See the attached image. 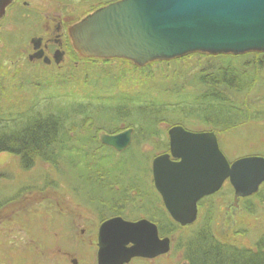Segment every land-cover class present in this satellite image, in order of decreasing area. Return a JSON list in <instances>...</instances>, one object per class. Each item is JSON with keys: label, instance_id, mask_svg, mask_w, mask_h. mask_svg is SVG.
Listing matches in <instances>:
<instances>
[{"label": "rangeland", "instance_id": "1", "mask_svg": "<svg viewBox=\"0 0 264 264\" xmlns=\"http://www.w3.org/2000/svg\"><path fill=\"white\" fill-rule=\"evenodd\" d=\"M118 1L121 0H13V3L5 8V13L0 16V107L11 106L10 109L13 110L18 106L20 111L27 113L24 106L28 102L24 98L36 103L34 110L39 112L57 113L64 109L65 112L71 113L70 111L78 105L92 104L105 105V107L112 105L104 100L105 94L110 95L107 91L109 88H99L93 92L86 86L80 88L76 81L59 82L71 76L64 73L71 71L72 66L75 70H80V66L83 67L81 61L74 64L69 57L58 70L55 66H47L34 62L35 60L30 61L29 53L32 51L30 40L41 36L47 37L50 34L47 30L55 25L50 21L58 14L67 17L70 24L75 21L74 17L78 20L80 16ZM255 53L261 54L264 51ZM187 61L193 66L198 64L196 57L189 56ZM178 62L168 66L161 65L162 67L154 65L152 71L158 73L157 70L161 68L163 70L160 71L170 73L176 65H182ZM117 65L123 69L125 76L117 70ZM117 65L113 64L110 67L118 75L117 81L124 89L133 90L139 87L142 89L141 84L146 81L140 79L143 75L134 72L130 64L125 66L124 62H121ZM166 67L168 69H165ZM196 68L198 67L195 66V70L184 78L194 75ZM248 69L249 74H252L251 79L256 80V90L248 96L247 101L251 104L254 100L261 102L264 99V68L257 74L255 67ZM76 76L78 74L74 77ZM33 79L39 81V89L29 84ZM79 82L83 83L81 80ZM93 82H97L96 77ZM109 83L110 81L107 80L106 84ZM109 91L114 94L116 88ZM237 98L239 101L244 99L242 96ZM86 112L88 113L87 108ZM74 116L72 121L79 122L90 115ZM7 118L9 115L4 116V119ZM90 127L91 123L83 124L82 121L81 128L76 134L80 139H84L81 136L88 135V132H92L91 136H95L96 130ZM172 128L173 126L163 124L159 128V135L148 140L142 148L133 145L131 152L126 151L131 147V143L124 152L109 153L108 151L100 160L95 156L98 162L95 158L94 161L89 162V157L86 156L85 159V155L77 151L75 146H82L84 141H76V134L71 136L73 141H69V145L67 143L69 147L76 149L71 152L74 158L71 159L65 151L57 165L38 162L30 172H25L17 157L1 154L0 264H74L73 261H77L76 264H97L98 229L105 217L109 218L111 214L121 215L130 220L147 214L149 218H154L152 216L157 209L155 205L157 195L160 200L161 196L155 191L152 163L155 157L169 152L163 149V142L168 140L169 146L168 131ZM194 129L206 130L202 125H197ZM101 133L103 132H98V141ZM216 135L219 147L231 162L243 157L264 158V121L246 122L242 127ZM102 167L108 172L99 177L102 175V170H99ZM132 184L137 185L133 192H131ZM128 185L131 186L127 188ZM124 187L127 189V191L125 189L126 195L122 191ZM230 187V184H226L219 194L207 201L201 214H205L207 209L211 217L214 214L212 231L221 241L251 247L264 235V192L262 197L257 195L246 197L241 204L239 203L238 208L233 209L230 205L234 203V195ZM260 189L264 190V187ZM113 192L117 193L118 197L115 196V201L108 202L113 198ZM99 194L102 195L97 197V200L91 198ZM120 194L125 198L130 197L132 201L128 200L123 204L125 206L120 213L112 209L103 214L100 207L105 206V203L110 206L112 202L122 204L123 198ZM212 203L213 210L210 208ZM201 221L202 219L192 228L197 227ZM190 230L191 227L173 236L175 241L169 255L147 262L136 260L130 264H184L183 251L176 249V243L181 240L180 237L186 239Z\"/></svg>", "mask_w": 264, "mask_h": 264}, {"label": "water", "instance_id": "2", "mask_svg": "<svg viewBox=\"0 0 264 264\" xmlns=\"http://www.w3.org/2000/svg\"><path fill=\"white\" fill-rule=\"evenodd\" d=\"M12 3L0 0V16ZM70 37L85 58H122L137 66L194 52L214 56L261 52L264 0H121L72 26ZM41 58L37 54L30 60ZM55 62L60 63L57 55ZM133 132V128L119 134L103 132L99 140L120 153L131 145ZM168 138L170 152L153 160V183L178 225L194 224L200 199L220 192L228 180L236 206L264 184V158L243 157L230 164L212 131L192 132L176 125ZM98 230L97 264H129L136 257L153 259L172 251L171 239H161L148 219L113 217Z\"/></svg>", "mask_w": 264, "mask_h": 264}, {"label": "trees", "instance_id": "3", "mask_svg": "<svg viewBox=\"0 0 264 264\" xmlns=\"http://www.w3.org/2000/svg\"><path fill=\"white\" fill-rule=\"evenodd\" d=\"M92 10L94 9L92 8ZM70 52L71 61L74 64L81 61L83 67L80 66V70H75V67L72 66L71 71L64 73L71 76L67 77L68 79H61L59 82L72 83V81H76L80 88L86 86L93 92L99 88H109L107 91L111 96L105 94L104 100L112 105L107 104V107L105 105L93 106L92 104L78 105L70 111L71 113L65 112L64 109L57 113L39 112V110H34L36 103L24 98L28 102L24 106L27 113L20 111L18 106L13 110L10 109L11 106L0 107V155L10 154L17 157L25 172H30L38 162L57 165L65 151L70 158H74L71 152L77 149L85 155V159L86 156L89 157V162L94 161L95 156L100 160L105 152L116 153L117 151L98 141V132L119 134L123 130L133 128V142L131 147L126 150L131 152L133 145L142 148L148 140L158 136L159 128L163 124L173 127L183 126L192 132H197L198 130L195 131L194 128L197 125H202L206 130L198 132L210 130L215 134H220L242 127L246 122L264 121V97L261 96L263 97L260 98L263 99L261 102L254 100L251 104L247 101L248 96L256 90V80L255 78L251 79L252 74H249L248 68L255 67L256 74L259 73L264 68V53L250 52L239 56L194 53L171 61L153 62L141 68L128 60L117 58L111 60L81 58L72 47ZM189 56L198 58V64H195L198 68L190 78H184L195 70V66L187 61ZM177 61L182 65H176L170 73L160 71L161 68L157 70L158 73L152 71L154 65L168 66L177 63ZM121 62H124L125 66L130 64L134 72L143 75L141 78L139 77L146 79L141 84L142 89L139 87V89L127 90L118 83V75L110 66ZM103 64L105 66H101ZM117 70L122 76H125V72L118 65ZM73 74L74 76L78 74V76L74 77ZM167 74L169 76H166ZM95 77L96 83L93 82ZM107 80L110 81L109 85L106 84ZM29 84L40 88L39 81L36 82L35 79ZM115 88L116 93L111 94L109 90ZM238 96L244 97L243 101H239ZM80 114L90 115L86 116L88 119L85 118L82 121L83 124L91 123V127L96 130L95 136H91L92 132H88V135L81 136L84 139H80L76 134L81 128L82 121L72 120L74 115ZM6 115H9V118L4 119ZM73 134H76V141H84L82 146H75L76 149L68 146L69 141H73L71 139ZM163 143V149L169 150L168 140ZM81 158L84 159V157ZM96 162H98L97 159ZM99 170H102V175L99 177L108 172L103 167ZM130 186L128 185L127 188ZM262 186L264 187V184ZM136 188L137 185L133 186L132 184L131 192ZM101 189L103 190V187ZM125 189L126 187L122 190L124 195L127 191ZM263 192L264 190L260 189L256 195L262 197ZM100 195L102 194L93 195L91 198L97 200ZM124 195H122V204L112 202L110 206L105 203V206L100 207L102 208L100 211L104 214L114 209L116 213H120L122 207L125 206L123 204H126L128 200L132 201L130 197L125 198ZM112 196L113 198L118 197L114 192ZM113 198L108 202L115 201ZM161 214V218H150L158 225L160 234L165 237L178 235L181 231L180 227L172 220L168 212L161 211ZM213 216L214 214L212 217L211 214L205 216L197 227L191 228L186 239L180 237L181 240L176 243V249L183 251V258L187 264H264V235L251 247L223 242L212 231Z\"/></svg>", "mask_w": 264, "mask_h": 264}, {"label": "flooded vegetation", "instance_id": "4", "mask_svg": "<svg viewBox=\"0 0 264 264\" xmlns=\"http://www.w3.org/2000/svg\"><path fill=\"white\" fill-rule=\"evenodd\" d=\"M91 13H93V12H91ZM91 13H88L85 16H80V18H78V20L74 17L75 21L73 23H70V24H69L70 21L68 22L67 17L62 16L61 14H58L57 17H53L52 21H50V22H52V24L54 23L55 25H53V28L49 27V30H47L48 32L50 31V34L47 37H45V38L41 36V37L35 38V40H34V38L30 40V43H31V46H32V51H31V53H29V59H30V57L35 58V56L38 54V55H41L42 58L41 59H34L35 60L34 62H40L42 64H45L44 60H46L47 63L45 65L51 66V67L55 66V67H57L58 70L60 68H62V65H64V62L67 59H69V57L71 59V52H70L71 47L74 48L73 41H71V37H70V28L72 26L80 23L81 20L84 19V17L91 15ZM75 52H77V51L75 50ZM77 53L79 54V52H77ZM56 55H57V57H58V59L60 61L59 64H57L55 62V56ZM218 143H219V140H218ZM169 152H170V149H169ZM169 152H166V153H169ZM172 160H174V159H172ZM174 161H176V160H174ZM232 162L229 161L230 164H232ZM226 184H230V181L229 180L226 181L223 184L222 188ZM154 187H155V185H154ZM222 188H221V190H222ZM230 188L232 189L231 191H233V195H234L235 194L234 189L232 188V186ZM221 190H220V192H221ZM155 191L158 193V191L156 190V187H155ZM220 192H218L216 194H212L211 196L203 197V198L200 199V201L198 202V214H197L198 218H197V221L194 224H191L190 226H181L180 224L178 225L173 219L172 220L178 225V227H180V230L189 229L190 227L191 228L194 227V225L199 223L198 222L199 220L203 219L205 216H209L210 215L208 209H207V212L205 214L203 213L204 215L201 214L203 206L206 204L207 201L209 202V200H212V197H214L215 195L219 194ZM233 199H234V197H233ZM156 200H157V204H155V205H157V210L155 211L156 215H153V217L161 218L162 217L161 211H163V212L164 211L168 212V211L166 210L165 205L163 204L162 197H161V200H160L158 195H157V199ZM242 200H244V198L239 199L238 202L241 204ZM239 203H238L237 206L234 203H232L230 205V207L233 208V209L238 208L240 206ZM210 208H211V210H213V203H212ZM113 217L124 218V219H126L128 221H131V222L148 219L150 222L155 224L156 227L159 229V227L156 224V222L152 221L147 216V214L143 215V217L137 216V217H134L133 219H130V220L125 218V217H121V215H111V216H109V218L105 217V219L101 222V224L103 222L107 221V220H111ZM101 224H100V226H101ZM98 233H99V230H98ZM159 237L161 239L170 238L171 239V245H173V243L175 241V239L173 238V235H169L168 237L162 236L160 234V229H159ZM97 238H98V235H97ZM9 246H11V245H9ZM164 256H167V255H161V256H158L157 258H153V259H149V258L144 259V258L136 257V259H132L130 261V263L132 261H136V260H140L142 262H147V261H151V260H157L158 258H161V257H164ZM184 264H187L186 261H185Z\"/></svg>", "mask_w": 264, "mask_h": 264}]
</instances>
